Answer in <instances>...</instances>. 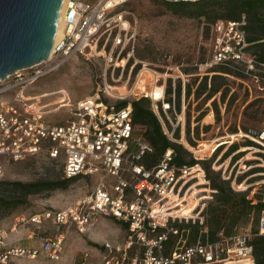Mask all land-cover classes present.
Instances as JSON below:
<instances>
[{"label": "built area", "instance_id": "1", "mask_svg": "<svg viewBox=\"0 0 264 264\" xmlns=\"http://www.w3.org/2000/svg\"><path fill=\"white\" fill-rule=\"evenodd\" d=\"M125 1L67 0L61 36L54 42L49 58L0 79V175L5 162L2 159L18 161L38 155L61 159L65 178L102 172L91 191L72 204L44 209L31 214L28 219L19 216L8 227L0 226V264H8L16 256L35 257L41 252L50 259H58L63 251L64 235L61 233L38 236V248L18 244L12 233L20 224H67L84 233L98 217L121 222L125 225L126 236L120 246L110 250L97 264H254L250 241L254 236L264 235V209L255 231L240 227L229 235L220 233L216 240H209L204 218L200 215L202 208L195 217L181 212L182 206L188 204L189 181L198 177L197 173L191 176L192 171L199 164L175 165L171 148H167L155 163L146 164L144 159L154 149L142 131L138 132L134 126L130 103L117 107L102 101L99 95L86 96L71 103L68 95L63 93L64 101L58 103V107H69L70 117L54 122L48 116L52 111L47 108L50 103L41 100L45 97L43 93L27 92L31 85L59 68L70 56L77 53L88 55L89 50L97 48L103 35L109 36L115 27L120 29L122 13L114 12V8ZM245 24L244 15L237 21L217 20L213 24L211 64L239 66L241 72L257 81L262 78L257 71L264 72V64L257 67L247 50ZM116 42H121L119 33ZM122 50L123 47L116 56L113 51L106 54V64L113 72L119 66L124 67L122 59L118 62ZM130 55L127 53V59ZM167 75L157 76L154 82ZM137 79L126 93L118 97L135 99V90L139 87ZM162 87L160 99L165 93ZM104 93L109 95L108 89ZM61 103L65 105L60 106ZM163 106L174 109L175 99ZM154 112L157 114L156 110ZM157 116L167 138L176 141L173 138L175 126L168 132L161 116ZM242 135L264 146V127L250 128ZM198 167L200 169L195 172L201 171L203 175V170ZM105 175L112 176L114 181L106 180ZM182 221L201 225L194 242L187 243V237L176 225ZM33 236V232L26 234L27 238ZM171 237L175 245L170 253H166L165 244ZM73 264H91L88 253H83Z\"/></svg>", "mask_w": 264, "mask_h": 264}, {"label": "rangeland", "instance_id": "2", "mask_svg": "<svg viewBox=\"0 0 264 264\" xmlns=\"http://www.w3.org/2000/svg\"><path fill=\"white\" fill-rule=\"evenodd\" d=\"M167 3L165 0H127L117 5L114 12H121L123 18L120 29L115 27L109 36L103 35L97 48L89 50L88 55L77 53L70 56L59 68L31 85L27 92L54 93L42 98L43 103H53L61 97L62 93L58 92L60 90L66 92L71 103L86 96L99 95L102 101L118 106L120 102L147 97L153 110L161 116L165 129L169 132L175 126L173 138L176 141L173 142L181 144L191 157L200 161L198 166L203 170V175L201 171L195 172L200 169L198 166L194 168L191 176L197 173L198 177L190 179L191 186L186 193L187 203L194 201L193 204L198 205L192 210V216L195 217L202 208L200 215L205 219L208 204L215 203L216 198L214 194L216 191L212 192L210 182L206 179L202 160H208L212 171L219 172L221 179L229 181L234 190L246 193L252 203L259 200L264 202V146L242 135L247 129L264 127V72L257 71L262 77L257 81L249 76L239 78L223 74L224 78L218 80L221 84L220 90L212 98L205 100L213 76L222 74L214 71L216 68L211 64L213 22L205 17H190L175 12ZM125 22L127 25H124ZM118 33L121 37L119 44L116 42ZM122 47L118 62L122 59L124 67L119 66L113 72L112 67L106 64V54L113 51L116 56ZM127 53L131 54L128 59ZM133 65L134 68L130 72ZM138 73L139 87H136L135 99L130 96L120 98L108 88L121 87L122 92L126 93V90L135 84ZM164 74H168L165 79L160 77L158 82H154L157 76ZM180 74L182 75L179 76ZM205 76L206 90L196 97ZM154 84L164 86L165 93L162 99H154L150 95ZM169 86L171 91L167 92ZM177 88H180L179 94ZM107 89L110 91L109 95L104 93ZM224 91L227 92L222 99ZM169 99L170 102L175 99L174 109L163 106ZM214 100L216 105L213 104ZM47 108L52 110L48 115L52 121L70 117L69 107H58V103H53ZM55 108L59 109L55 111ZM229 134L235 135V138H231ZM221 139L232 141L221 143L209 154L210 148ZM204 143L208 145L207 148L198 151L204 148ZM232 144L238 149L228 156L229 161L224 164L228 158H225V154ZM243 146L251 148L240 150ZM249 151L250 158H244ZM185 158H189V155H185ZM1 161L5 162L0 175V226L5 228L15 221L16 217L28 219L31 214L44 209L64 208L72 204L80 196L91 191L102 176V172H99L90 176L70 178L65 188L43 189L23 196L14 185L15 182L59 181L65 178L61 159L38 155L18 161L5 159ZM104 178L114 181L109 175H105ZM200 180L205 182L196 185ZM202 188L204 190L195 193ZM253 217L251 212L248 220L240 223L235 229L248 227L253 231ZM181 224H185V221ZM28 232H33L34 236L27 238ZM59 233L64 235V247L58 259H50L41 252L35 257L16 256L8 264H73L85 252L88 253V262L97 264L110 250L123 243L126 228L113 218L98 217L84 233L79 232L73 225L58 226L45 222L40 225L20 224L15 236L19 238L18 244H29L38 248L40 244L38 236H54Z\"/></svg>", "mask_w": 264, "mask_h": 264}, {"label": "trees", "instance_id": "3", "mask_svg": "<svg viewBox=\"0 0 264 264\" xmlns=\"http://www.w3.org/2000/svg\"><path fill=\"white\" fill-rule=\"evenodd\" d=\"M168 1L167 5L175 12H178L192 17H205L208 21L213 22L217 20H231L237 21L242 15L245 16L246 24L244 30L246 33V40L249 43L247 50L254 57L257 67L264 64V0H177ZM214 71L222 74H215L212 83L209 84V89L205 94V100L212 98L220 90L219 79H223V74L245 78L246 75L240 71L239 66H229L217 64L213 65ZM212 79V77H211ZM207 87V77L203 78V83L197 90L196 97H199ZM171 91V86L166 90ZM180 88H177L179 94ZM227 91L221 95L224 99ZM190 93V88L187 89V94ZM170 102V99H169ZM130 103L132 112V122L136 129L142 131L145 139L152 145L154 151L148 155L144 162L146 164L155 163L167 148L173 149L174 158L173 163L177 166H193L200 161L190 156L189 152L178 143H175L167 138L163 131L162 124L151 107L150 101L147 97L130 102H120L117 107L125 106ZM216 105V101H213ZM248 130V129H247ZM246 130V131H247ZM178 137V131H177ZM249 143H252L249 141ZM235 144H232L225 154L228 157L235 150ZM218 152L216 153V155ZM189 155V158H185ZM234 156V155H233ZM264 157V155H263ZM203 169L205 171L206 179L210 182V187L215 189V203L208 204L206 209V218L204 219V226L207 229V237L209 240H216L218 235L231 234L240 223H245L251 212H253V230H256L261 210L264 209V202L259 200L252 203V200L247 197L246 193L234 190L229 181L222 180L219 172H214L210 169V162L202 160ZM70 178H63L59 181L46 182H29L21 183L15 182L14 185L26 196L30 192H38L43 189L65 188L68 186ZM183 235L187 237V243L194 242L201 229V225L196 223H176ZM187 229V230H186ZM254 264H264V235L254 236L251 241ZM174 247V240L172 237L165 244V252L170 253Z\"/></svg>", "mask_w": 264, "mask_h": 264}, {"label": "water", "instance_id": "4", "mask_svg": "<svg viewBox=\"0 0 264 264\" xmlns=\"http://www.w3.org/2000/svg\"><path fill=\"white\" fill-rule=\"evenodd\" d=\"M63 0H0V79L47 60Z\"/></svg>", "mask_w": 264, "mask_h": 264}, {"label": "bare ground", "instance_id": "5", "mask_svg": "<svg viewBox=\"0 0 264 264\" xmlns=\"http://www.w3.org/2000/svg\"><path fill=\"white\" fill-rule=\"evenodd\" d=\"M66 3H67V0H63V3H62V6H61V9H60V13H59V18H58V22H57V30H56V35H55V40H54V42L55 41H57V40H59V37H60V35H61V30H62V18H63V12H64V9H65V6H66ZM124 25H127V23L125 22V24ZM51 52H52V50H51ZM125 61V60H124ZM147 72V71H146ZM143 73V72H142ZM147 76V75H146ZM148 76H149V74H148ZM141 78H142V76H141ZM149 78V77H148ZM138 80V79H137ZM108 84V83H107ZM106 84V85H107ZM152 84V83H151ZM111 89L114 91V93L115 94H117V95H120V94H123L124 92H122V88L121 87H114V86H112L111 87ZM162 89H163V87L162 86H158V85H152V87H151V91H150V95L154 98V99H158L160 96H161V94H162ZM64 90H60V91H58V92H60V93H62V96L61 97H59L58 99H56L53 103H60V102H62V101H64V99H63V93L65 92H63ZM110 92V91H109ZM49 94H54V93H43V95L44 96H46V95H49ZM64 94H66V92L64 93ZM112 94V93H111ZM53 103H50V104H53ZM230 135V134H229ZM238 135H241V133H238ZM235 135H230V137L231 138H235L234 137ZM182 141L184 142V138H182ZM213 141V140H212ZM232 140H225V139H221V140H218V142H216L211 148H210V150L208 151V153L210 154L213 150H215L221 143H226V142H231ZM203 146H204V148H201V149H199L198 151H202V150H205L206 148H207V144H203ZM247 146V145H246ZM246 146H243L240 150H249L251 147H246ZM257 150V149H256ZM259 151H261V150H259ZM244 152V151H243ZM206 153H207V151H206ZM246 153V152H245ZM249 154H250V151H249V153H247V154H245V156H244V158H250L249 157ZM203 156V155H202ZM230 156V155H229ZM227 157V156H226ZM217 160V159H216ZM228 161H229V157L225 160V162H224V164H227L228 163ZM220 162H221V160H220ZM215 163V162H214ZM216 163H218V162H216ZM216 165V164H215ZM215 167V166H214ZM222 167V166H221ZM218 170V169H217ZM196 176H198V175H196ZM205 181H197V183H196V185H201V184H203ZM246 183V182H245ZM240 185V184H239ZM242 186V185H241ZM194 188V187H193ZM200 188V187H199ZM245 188V187H244ZM242 189V188H241ZM201 190H204V188H202V189H200V190H196L195 191V193L197 192V191H201ZM203 197H205V196H203ZM194 203V201L192 202H190L189 204H187L186 206H182V208H181V212L183 213V214H190L191 213V210L196 206V204H193ZM194 217V216H193Z\"/></svg>", "mask_w": 264, "mask_h": 264}, {"label": "crops", "instance_id": "6", "mask_svg": "<svg viewBox=\"0 0 264 264\" xmlns=\"http://www.w3.org/2000/svg\"><path fill=\"white\" fill-rule=\"evenodd\" d=\"M209 117V116H208ZM54 122H57L56 120L54 121ZM15 232H17V231H15ZM15 232L14 233H12V237H13V239L15 240V241H18L19 240V238H17L16 236H15ZM21 238V237H20ZM20 243H22V242H20ZM29 243H30V241H29ZM22 245V244H21ZM25 246H30L29 244H27V245H25Z\"/></svg>", "mask_w": 264, "mask_h": 264}]
</instances>
